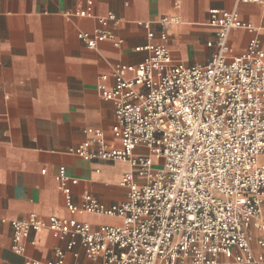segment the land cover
<instances>
[{
	"label": "built area",
	"instance_id": "1",
	"mask_svg": "<svg viewBox=\"0 0 264 264\" xmlns=\"http://www.w3.org/2000/svg\"><path fill=\"white\" fill-rule=\"evenodd\" d=\"M259 3L264 0H239ZM91 5L92 2H89ZM71 14L92 15L91 7ZM178 15L159 19V41L143 24L149 41L147 57L138 64L119 63L115 83L101 76L102 96L115 103L119 147L95 132L96 149L83 144L68 152L87 160L127 161L128 199L105 205L90 193L82 209L123 218L122 224L93 228L87 221L37 213L12 219V248L25 254L27 241L43 227L59 238L80 239L89 257L102 264H264V45L253 35L245 51L233 53L234 28L254 29L237 10L213 8L217 51L206 63L187 64L174 58L166 44L167 28ZM116 15L99 17L101 27L78 37L95 47L100 40L122 42L110 29ZM159 157L161 160H156ZM60 188L71 192L79 179L61 167ZM72 214L78 207L71 198ZM0 217V225L6 222ZM253 240L256 242L253 244ZM45 264H65V251ZM26 264H42L27 259Z\"/></svg>",
	"mask_w": 264,
	"mask_h": 264
},
{
	"label": "crops",
	"instance_id": "2",
	"mask_svg": "<svg viewBox=\"0 0 264 264\" xmlns=\"http://www.w3.org/2000/svg\"><path fill=\"white\" fill-rule=\"evenodd\" d=\"M89 2H92L90 5ZM91 7L92 15H74ZM213 8L237 10L254 29L234 28L229 36L233 53L246 50L253 35L264 45V5L239 0H0V264H26L38 259L45 264L56 259V249L65 251V264H102L91 258L80 239L68 248L70 237L59 238L47 227L27 241L25 254L13 248L12 219L37 213L89 222L93 228L122 224L119 215L82 209L90 193L98 202L112 205L128 199L125 174L127 161L87 160L68 152L70 146L96 149L95 132L102 131L108 146L119 147L115 103L99 89L101 76L114 85L119 63L138 64L148 51L137 49L148 43L152 21L156 41L164 15H178L179 23L168 26L166 44L174 58L187 64L206 63L217 51L216 27L210 24ZM110 11L116 21L110 29L122 39L88 46L78 37L82 30L101 27L99 17ZM61 167L79 179L71 192L59 186ZM71 198L78 207L72 214ZM256 242L253 240V244Z\"/></svg>",
	"mask_w": 264,
	"mask_h": 264
},
{
	"label": "bare ground",
	"instance_id": "3",
	"mask_svg": "<svg viewBox=\"0 0 264 264\" xmlns=\"http://www.w3.org/2000/svg\"><path fill=\"white\" fill-rule=\"evenodd\" d=\"M156 160L158 161V160H161L159 157H156Z\"/></svg>",
	"mask_w": 264,
	"mask_h": 264
}]
</instances>
